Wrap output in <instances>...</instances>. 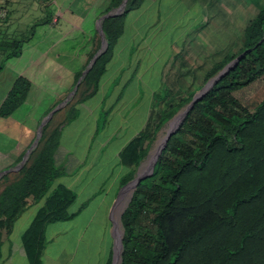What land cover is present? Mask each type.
Masks as SVG:
<instances>
[{"label": "trees", "instance_id": "1", "mask_svg": "<svg viewBox=\"0 0 264 264\" xmlns=\"http://www.w3.org/2000/svg\"><path fill=\"white\" fill-rule=\"evenodd\" d=\"M144 1L127 0L122 13L103 21L108 47L83 78L93 92L124 32L126 17ZM249 1L257 12L244 27L241 49L237 54L228 51L213 63L205 80L245 51L244 55L187 111L167 139L152 174L137 184L122 213L121 264H264V98L250 110L234 96L236 90L264 76V0ZM121 2L110 0L104 13ZM31 33L14 38L4 60L19 56ZM31 87L29 79L17 76L0 103V117L16 114ZM194 94L167 104L157 127L188 105ZM76 115L72 108L67 119ZM147 128L119 154L120 162L130 168L123 184L134 176L148 152V145L144 146ZM46 129L44 125L19 177L0 193V247L3 230L10 232L27 199L39 203L21 235L29 264H41L45 226L69 219L68 208L76 199L72 189L56 182L67 173L63 164L56 165L60 134L56 129L46 136ZM146 221L153 229L146 228Z\"/></svg>", "mask_w": 264, "mask_h": 264}, {"label": "rangeland", "instance_id": "2", "mask_svg": "<svg viewBox=\"0 0 264 264\" xmlns=\"http://www.w3.org/2000/svg\"><path fill=\"white\" fill-rule=\"evenodd\" d=\"M109 1L0 0V66H2L0 103L11 87V82L17 74L23 75L24 69L27 71L26 78L32 81L29 97L17 113L7 118L0 117V173L12 168L0 176V193L9 182L19 177V170L22 167H19V163L33 144L41 121L67 96L69 99L66 104L60 106L45 124L46 136L56 129L59 131L58 149L60 148V154L65 155V158L62 157L60 161L59 158H55L56 165L63 164L62 166L68 169V174L57 178L56 182H63L73 187L84 168L87 167L88 172L93 170L94 167L77 165L73 160L85 149L94 125L100 129L104 124L103 105L98 116L97 114H94V118L84 116L87 108L101 99L103 90L97 91L100 89L98 86L93 92V87H88L80 78L93 57L92 53L97 52L102 45L100 36L97 35L95 38V30H98L96 21L105 12ZM81 2L89 3L86 4L87 8L81 7ZM168 5L174 11L171 18L165 22L167 26L163 29L161 37L163 40L166 39L164 30H171L169 33L173 41L171 55L162 71L163 77L157 86L155 100L149 111L148 135L144 141V146L148 145V152L140 161L142 164L148 160L159 141L166 136L170 122L185 110L187 105L178 109L170 119L157 127L162 110L167 104H176L187 93L198 92L208 81L204 78L206 71L228 51L232 54L238 53L243 45L244 27L257 12L256 7L249 0H168L163 8L166 10ZM144 9L145 5L139 11ZM185 10H190L187 18L181 16ZM90 12L91 14L86 18ZM49 17L50 20L45 21ZM177 20L179 24L170 28L169 24H174ZM31 30L32 37L21 45V53H23L4 60L6 51L11 50L13 39L25 36ZM72 32L74 34L69 35ZM69 45H75L73 52L66 51L70 49ZM76 84L77 87L73 90ZM234 96L247 108L253 109L264 98V76L236 90ZM72 108L77 110L75 119L79 117L75 122V119H67ZM133 177L124 184L122 178L117 182L118 188L114 192L112 204L115 206L112 211V230L116 218H119V229L124 233L121 216L128 200V197L123 195L128 186L126 188L124 186ZM85 187L82 197L95 193V190L99 192V183L95 180ZM122 195L124 198L119 210L117 205ZM110 197L111 195L108 194L107 202H110ZM26 203L25 208L31 207L32 210L39 206V203H32L30 198ZM102 215L108 217V213L104 212ZM144 225L153 229L148 221ZM117 233L118 229L114 228L110 264H112ZM8 234L3 230V238ZM115 255L117 257V249ZM70 264H78V262L74 260Z\"/></svg>", "mask_w": 264, "mask_h": 264}, {"label": "crops", "instance_id": "3", "mask_svg": "<svg viewBox=\"0 0 264 264\" xmlns=\"http://www.w3.org/2000/svg\"><path fill=\"white\" fill-rule=\"evenodd\" d=\"M167 1L145 0L141 7L131 11L126 17L124 32L115 44L111 59L100 78V89L97 91L103 90L101 99L87 108L84 114L85 117L94 118V114H100L103 105L104 124L100 129L94 125L85 149L73 160L77 165L84 164L94 168L90 172L87 167L84 168L72 188L58 182L72 189L76 199L68 208L72 215L69 219L51 222L45 226L46 245L41 264H70L74 260L78 264H108L110 260L114 228L118 229L116 241L121 233L119 218H116L113 230L111 229L112 211L115 207L112 206L114 192L118 188L117 182L130 170L120 162L119 154L133 137L146 128L157 86L163 77L162 71L171 55V30H164L166 39L161 37L167 26L165 22L174 11L169 6L171 3H168L166 10L163 8ZM81 3V7L85 8L89 4ZM144 5L145 9L139 11ZM184 5L186 6L185 3ZM189 11H183L181 16L187 18ZM90 14L91 12L86 18ZM178 24L177 20L169 26L172 28ZM73 34L69 33L71 36ZM97 35L100 36L98 30H95V38ZM73 46L75 47L69 45L70 49L66 51L73 52ZM23 72L22 76L26 77L27 71L24 69ZM59 156L60 161L61 154ZM62 157L65 158V155ZM93 180L99 183V192L95 190V193L82 197L85 186ZM106 183L108 184L104 187ZM108 194L111 195L110 202H107ZM38 207L33 210L27 207L16 218L9 234L2 240L0 264H29L21 235ZM104 212L108 213V217L102 215Z\"/></svg>", "mask_w": 264, "mask_h": 264}, {"label": "water", "instance_id": "4", "mask_svg": "<svg viewBox=\"0 0 264 264\" xmlns=\"http://www.w3.org/2000/svg\"><path fill=\"white\" fill-rule=\"evenodd\" d=\"M126 2L127 0H122V2L120 3L119 6L115 7V8H112L111 10H109L108 12L102 14L98 20H97V29H98V33L99 35L101 36V39H102V45L100 47V49L93 55L92 59L90 60L88 66L86 67V69L84 70V72L82 73V76L80 78V80H83V78L85 77L86 73L89 71V69L92 67V65L94 64V62L96 61V59L106 51L107 47H108V42L107 40L105 39V36H104V32H103V29H102V23L103 21L106 19V18H109V17H112V16H115V15H118L120 13H122L124 11V8H125V5H126ZM246 51H249V49H247ZM245 51L243 53H241L240 55H238L234 60H232L231 62H229L228 64H226L222 70H220L214 77H212L211 79H209L205 85L198 91L194 94L192 100L190 101V103L186 106L185 110L183 111V114H182V117H181V120L183 119V117L185 116V114L187 113V111L193 106V104L198 100L200 99L205 93H207L214 84L217 83L218 80H220L230 69H232L236 63L239 61V59L244 55ZM78 80V82L80 81ZM77 82V84H78ZM77 84L74 86L73 90L76 89L77 87ZM73 93V91L71 92V94ZM69 99V96H67V98L61 103V104H58L57 106H55L45 117L44 119L41 121V123L39 124V127H38V130H37V135H36V138L33 142V144L30 146V148L28 149V151L26 152L23 160L19 163V167L23 166V164L26 162V160L29 158L31 152L35 149V147L37 146L40 138H41V135H42V131H43V127L44 125L46 124V122L50 119L51 115L62 105L66 104V102L68 101ZM181 122V121H180ZM179 125V124H178ZM177 125V127H178ZM175 127L173 130L169 131L166 136L164 137L163 139V142H162V145L155 151V154L153 156V159L152 161L149 163V167H148V170L145 172H143L142 174H139L140 172V168L142 166V163H140L137 167V171H136V174L135 176L133 177L132 180H130L124 187L126 188L128 185H131L132 186V190H131V193L128 197V200H127V204L128 202L130 201L131 197H132V193L134 191V189L136 188L137 184L143 180L144 178H146L147 176H149L150 174H152L153 172V169H154V165H155V162L156 160L158 159V156L160 155L161 151H162V148L165 146L166 144V141L167 139L170 137V135L176 130ZM12 168L10 169H7V170H4L0 173V176L5 174L6 172L10 171ZM123 188V190L125 189ZM122 190V191H123ZM118 201V200H117ZM126 204V206H127ZM116 205V204H115ZM122 236H123V231L121 233V236H120V240H119V243H120V253H119V257L117 258L116 260V255H115V243H114V252H113V259H112V264H121L122 263V258H121V254H122V250H123V243H122Z\"/></svg>", "mask_w": 264, "mask_h": 264}, {"label": "bare ground", "instance_id": "5", "mask_svg": "<svg viewBox=\"0 0 264 264\" xmlns=\"http://www.w3.org/2000/svg\"><path fill=\"white\" fill-rule=\"evenodd\" d=\"M184 111V110H183ZM183 111L180 112L174 119L173 121L170 122V124L168 125V128H167V131H171L173 128L177 127V125L180 123L181 121V117H182V114H183ZM165 137V136H164ZM164 137L159 141V144L157 145V147L155 148V150L150 154L148 160L142 164L141 168H140V172L139 174H142L145 170L147 171L148 170V167H149V163L152 161L153 159V156L155 154V151L162 145V142H163V139ZM145 171V172H146ZM131 190H132V186L131 185H128V188H126V191H124L123 195L126 196V197H129L130 193H131ZM123 195H122V198L120 199L119 201V209H121V203L123 201ZM125 201V200H124ZM122 233V230L120 231ZM121 233H120V236H121ZM120 236L118 237L117 241H116V248H117V257H116V260L117 258L119 257V253H120V243H119V240H120ZM118 261V260H117Z\"/></svg>", "mask_w": 264, "mask_h": 264}]
</instances>
